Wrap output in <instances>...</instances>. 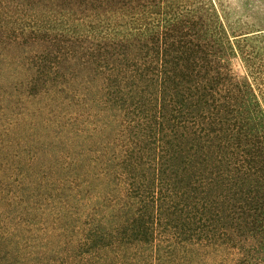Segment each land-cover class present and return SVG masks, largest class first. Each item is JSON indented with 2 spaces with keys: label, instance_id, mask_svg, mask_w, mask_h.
<instances>
[{
  "label": "trees",
  "instance_id": "obj_1",
  "mask_svg": "<svg viewBox=\"0 0 264 264\" xmlns=\"http://www.w3.org/2000/svg\"><path fill=\"white\" fill-rule=\"evenodd\" d=\"M0 264H264L248 0H0Z\"/></svg>",
  "mask_w": 264,
  "mask_h": 264
},
{
  "label": "rangeland",
  "instance_id": "obj_2",
  "mask_svg": "<svg viewBox=\"0 0 264 264\" xmlns=\"http://www.w3.org/2000/svg\"><path fill=\"white\" fill-rule=\"evenodd\" d=\"M248 1L252 10H254V12L258 16L261 25L264 27V0H248ZM235 63H237L236 64L237 67H240L239 62L236 61Z\"/></svg>",
  "mask_w": 264,
  "mask_h": 264
}]
</instances>
